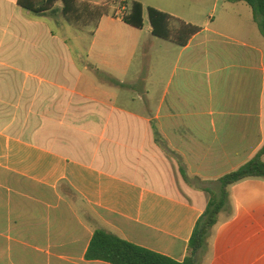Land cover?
<instances>
[{
	"label": "crops",
	"instance_id": "0c3cea01",
	"mask_svg": "<svg viewBox=\"0 0 264 264\" xmlns=\"http://www.w3.org/2000/svg\"><path fill=\"white\" fill-rule=\"evenodd\" d=\"M61 8L0 0V264H109L86 258L98 229L183 262L208 191L264 146L253 10L191 15L178 47L120 15L82 35ZM219 219L196 264H264V180Z\"/></svg>",
	"mask_w": 264,
	"mask_h": 264
},
{
	"label": "trees",
	"instance_id": "16d2710c",
	"mask_svg": "<svg viewBox=\"0 0 264 264\" xmlns=\"http://www.w3.org/2000/svg\"><path fill=\"white\" fill-rule=\"evenodd\" d=\"M99 6L89 1L79 0H17L22 9L38 16L56 12L57 4H62L61 13L67 23L78 33L94 36L102 18L120 15L123 22L135 29L144 28L145 14L148 15L152 35L178 47H185L201 28L172 17L153 7H146L138 1L106 0ZM245 3L253 10L254 21L264 36V0H228ZM119 5L120 13H110V7ZM264 146L245 165L219 179L220 190H209V202L198 221L188 246V254L183 262L129 243L106 230L95 231L88 251L87 260L103 261L109 264H196L198 252L206 245L210 231L219 223V217L229 202L231 186L249 179L264 180Z\"/></svg>",
	"mask_w": 264,
	"mask_h": 264
},
{
	"label": "rangeland",
	"instance_id": "374dc122",
	"mask_svg": "<svg viewBox=\"0 0 264 264\" xmlns=\"http://www.w3.org/2000/svg\"><path fill=\"white\" fill-rule=\"evenodd\" d=\"M83 2L85 0H79ZM91 2L93 5H101L106 3V0H86ZM138 1L144 4L146 7L156 8L164 13L171 15L177 19H180L184 22L189 20L190 16H194L195 22H201L207 14L212 13L217 17L224 12L226 7L227 0H130ZM121 8L119 5L111 6L110 13H120ZM145 20L148 22V15L145 14ZM188 23V22H187ZM193 25V24H192ZM196 26V25H195ZM85 33H82L84 35ZM87 35V34H86ZM90 36V35H88ZM164 41V40H163ZM73 45V54L75 52H80L81 47L77 43Z\"/></svg>",
	"mask_w": 264,
	"mask_h": 264
}]
</instances>
